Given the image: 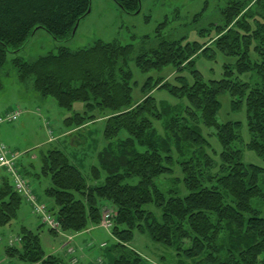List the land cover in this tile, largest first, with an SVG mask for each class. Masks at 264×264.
<instances>
[{
  "label": "trees",
  "instance_id": "trees-1",
  "mask_svg": "<svg viewBox=\"0 0 264 264\" xmlns=\"http://www.w3.org/2000/svg\"><path fill=\"white\" fill-rule=\"evenodd\" d=\"M115 1L128 13L140 8V0ZM90 5L91 0H0V90L8 54L26 46L35 27L42 26L58 40L66 39ZM199 33L210 35L209 40L161 36L157 45L147 47L144 42L139 48L97 40L78 50L62 45L34 61L20 56L12 60L22 83L32 81L41 96L54 98L60 107L72 110L75 102L83 101L87 113L97 107L103 110L101 115L76 112L65 119L68 128H77L106 118L107 142L98 154L99 165L91 168L92 183L65 152L55 148L43 155L36 175L50 178L45 194L54 202L51 210L64 231L80 232L99 224L107 202L114 206H110L115 212L112 232L118 242L113 264H143L142 255L131 246L137 229L176 249L183 256L178 264H264V168L244 163L241 150L233 148L240 139V122L217 119L221 93L231 92L235 109L245 101L251 133L248 145L264 159V82L252 85L229 78L234 70L255 71L264 80V0H229L220 22ZM215 50L237 60L226 67L227 76L206 80L193 66L199 56ZM130 59L142 72L174 67L178 74L191 68L194 82L188 83L180 74L176 84L165 76H149L142 98L134 101ZM157 89L184 97L188 103L172 107L158 102L152 94ZM4 122L10 121L0 125ZM201 123L214 128L222 143L219 165L208 152ZM176 157L189 190L185 196L175 191L168 195L156 182L173 172ZM103 171L104 182L97 184ZM23 201L5 175L0 187V227L11 224ZM149 204L161 210L160 219L145 208ZM20 235V247L5 244L7 257L64 264L60 256L47 254L39 232L23 226Z\"/></svg>",
  "mask_w": 264,
  "mask_h": 264
},
{
  "label": "rangeland",
  "instance_id": "rangeland-1",
  "mask_svg": "<svg viewBox=\"0 0 264 264\" xmlns=\"http://www.w3.org/2000/svg\"><path fill=\"white\" fill-rule=\"evenodd\" d=\"M229 0H141V7L138 13H128L124 11L115 0H92L91 12L85 16L79 23L75 35L66 39L58 40L47 30L41 28L31 36L27 45L18 53H9L8 60L3 66L1 74L4 87L0 90V115L16 108L21 109L18 120L14 122H4L0 125V140H2L10 149L11 153L17 155V164L22 174L35 185L36 194L48 203V207H55L54 202L42 189L51 186L49 177H37L36 172L41 171L43 164V155L50 149H60L67 154L70 161L77 165L83 174L90 179L91 168L99 165V151L106 145L107 140L104 137V128L106 118L89 122V126L64 136L63 132L67 130L65 119L76 112L82 114H103V110L96 108L93 112L87 110L86 103L78 101L74 103L72 110H67L58 105L56 100L51 97H43L32 87V81L28 84L22 83L18 78L17 68L13 63V58L20 56L28 61H34L42 55L51 51H58L62 45L71 50H78L84 47H90L97 40L106 42L118 41L122 44H135L138 48L146 42L147 47L155 46L161 36L179 38L187 35V41L205 42L209 40L210 32L199 33L201 28H208L212 23H218L221 20L222 9ZM201 13V16L196 17ZM195 18L196 21H195ZM163 24V26H161ZM213 35L214 32H211ZM148 37V38H147ZM251 58L255 60L256 54L252 52ZM236 57H231L217 50L210 51L208 54H202L196 59L193 68L198 69L206 80L222 79L227 76L225 71L227 66H233ZM128 68L133 72V98L139 101L142 96V87L149 76L158 78L165 76L171 83H177V75L184 77L188 83H193V74L191 68L178 72L174 67H167L161 72L151 71L142 72L133 59L128 61ZM234 70V69H233ZM234 81L248 82L252 85L262 84L264 80L256 74L255 71L237 72L234 70L231 75ZM158 102L166 103L172 107H182L186 105L187 99L178 97L168 90L157 89L152 93ZM221 107L217 116L219 123L228 121L240 122L239 135L232 146L242 152V161L246 164H256L264 168V159L255 150L250 149L249 141L251 133L248 126L247 107L245 101L241 107L235 109L233 106V97L230 91H225L220 95ZM34 113L33 118L28 119L23 124L28 113ZM33 110V111H32ZM100 119V118H99ZM160 133H164L161 123H156ZM203 134L209 141L208 152L215 159L217 165L221 163L222 143L214 134L215 129L200 124ZM127 135L126 132H122ZM50 138H59L53 142L42 144L44 140ZM73 141V142H72ZM106 173L102 172V177L97 184L104 182ZM138 179L133 178L136 182ZM158 186L166 193L185 196L189 190L184 184L183 173L178 157H176L171 174L162 175L156 180ZM35 183V184H34ZM261 184L264 187V174L261 177ZM19 210L18 216L11 221V224L0 227V258L3 264L10 263L3 245L10 238L21 237V228L26 226L34 232L40 233V239L43 248L51 247L59 249L64 264H75L79 258L85 260V257H95L96 264H112L116 256L117 238L112 232V228H106L101 223L94 224L80 232L64 231L61 228L54 232L48 224H42L41 218L32 212V206L25 199ZM43 201V202H44ZM107 205L114 207L111 203ZM255 206L260 207L255 201ZM146 209L153 211L160 219L161 210L154 204L145 206ZM38 222L42 228H38ZM53 233V234H52ZM94 234L92 238L85 240L83 237ZM102 243H106L102 246ZM188 245V244H187ZM131 246L136 249L143 257V264H178V260L183 259L178 255L176 249L170 248L163 243L155 241L147 231L141 232L135 230ZM85 257H81L82 254ZM5 259V261H4ZM15 264H41L25 263L15 258ZM110 259V261H109ZM193 264V262H189Z\"/></svg>",
  "mask_w": 264,
  "mask_h": 264
},
{
  "label": "built area",
  "instance_id": "built-area-1",
  "mask_svg": "<svg viewBox=\"0 0 264 264\" xmlns=\"http://www.w3.org/2000/svg\"><path fill=\"white\" fill-rule=\"evenodd\" d=\"M19 116L20 111L15 110L8 113L5 117H0V122L3 120L13 122L16 121ZM5 175L10 178L14 189L31 203L33 212L39 215L50 227L59 230L60 223L58 219L51 214L46 204L40 203L37 200L31 184L20 172L17 164V155L11 153L8 146L0 140V187ZM102 225L106 228H111L113 226V213L111 211L108 210L104 213ZM0 264H2L1 260Z\"/></svg>",
  "mask_w": 264,
  "mask_h": 264
},
{
  "label": "crops",
  "instance_id": "crops-1",
  "mask_svg": "<svg viewBox=\"0 0 264 264\" xmlns=\"http://www.w3.org/2000/svg\"><path fill=\"white\" fill-rule=\"evenodd\" d=\"M12 111V110H11ZM26 111L28 112V113H26L27 114V116L24 118V119H22V124L25 122V121H27L28 119H30V118H33V116H34V113H32V112H30L28 109H26ZM33 111V110H32ZM7 112H9V110L7 111ZM6 113V112H5ZM97 120H101V118L99 119V118H97L96 120H94L93 122H95V121H97ZM91 122V121H90ZM89 126V123H87V124H85V125H83V126H81V127H77V128H67V130L65 131V132H63L62 133V135H64V136H66V134L67 135H71L72 133H75V132H78L79 130H82V129H84V128H86V127H88ZM57 139H59V138H50V139H48V140H44L43 142H41L42 144H44V143H47V142H53L54 140H57ZM73 142V141H72ZM105 147V146H104ZM103 147V148H104ZM102 148V149H103ZM101 149V150H102ZM100 150V151H101ZM99 151V152H100ZM37 173V172H36ZM35 173V174H36ZM35 184V183H34ZM35 186V185H34ZM49 187V186H48ZM48 187H46V188H44V189H42V191L45 193V190L48 188ZM35 191H36V188H35ZM37 195V197H38V199H41V197L42 196H40L39 194H36ZM42 201H44V200H42ZM44 202H46V201H44ZM42 223V222H41ZM38 224H39V222H38ZM38 228H42V225H38ZM29 229H31V228H29ZM32 230V229H31ZM39 232H40V230H38ZM41 233V236H42V234H45V232H40ZM39 233V234H40ZM53 234V233H52ZM94 236V234H90V235H88V236H83L84 238H85V240H88L89 238H92ZM103 244V243H102ZM5 245H3V247H4ZM61 248V246L56 250V249H53V248H51V247H46V249L48 250V251H46L47 252V254L48 255H56V256H60L61 257V255H60V253L61 252H59V249ZM81 257H85V254L83 253L82 255H81ZM4 261H5V259H4ZM15 261H16V259H15V257H10V263L12 262V264H15ZM109 261H110V259H109ZM97 262H96V260H95V257H88V258H86L85 257V260H81V258H79V260H78V262H76L75 264H96ZM112 264H113V262H112Z\"/></svg>",
  "mask_w": 264,
  "mask_h": 264
},
{
  "label": "water",
  "instance_id": "water-1",
  "mask_svg": "<svg viewBox=\"0 0 264 264\" xmlns=\"http://www.w3.org/2000/svg\"><path fill=\"white\" fill-rule=\"evenodd\" d=\"M92 1V0H91ZM141 1V0H140ZM140 7H141V3H140ZM140 11V8L135 12V13H138ZM91 12V5H90V7H89V9L87 10V12L83 15V16H81L79 19H78V21L76 22V24H75V26H74V29H73V31H72V36L73 35H75V33H76V31H77V29H78V26H79V23H80V21L85 17V16H87L89 13ZM42 28V26H37V27H35L34 29H33V31H32V34H31V36H33L36 32H37V30H39V29H41ZM44 29V28H43ZM31 36H30V38H31ZM29 38V39H30ZM29 41V40H28ZM28 41H27V43H28ZM26 43V44H27ZM25 47V46H24ZM23 47V48H24ZM22 48V49H23ZM22 49H18V50H13V53H18V52H20Z\"/></svg>",
  "mask_w": 264,
  "mask_h": 264
}]
</instances>
